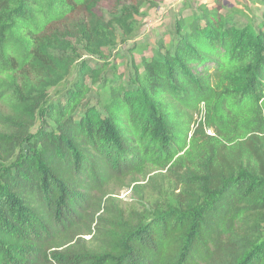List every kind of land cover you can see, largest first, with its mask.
Listing matches in <instances>:
<instances>
[{
  "label": "trees",
  "instance_id": "trees-1",
  "mask_svg": "<svg viewBox=\"0 0 264 264\" xmlns=\"http://www.w3.org/2000/svg\"><path fill=\"white\" fill-rule=\"evenodd\" d=\"M90 1L0 0V264H264V34L202 10L100 113L84 67L53 98L31 81Z\"/></svg>",
  "mask_w": 264,
  "mask_h": 264
},
{
  "label": "rangeland",
  "instance_id": "rangeland-1",
  "mask_svg": "<svg viewBox=\"0 0 264 264\" xmlns=\"http://www.w3.org/2000/svg\"><path fill=\"white\" fill-rule=\"evenodd\" d=\"M202 10L218 12L227 25L248 27L264 34V1L91 0L48 28L43 41L44 54L31 81L53 98L60 96L84 67L90 89L86 101L101 113L110 87L121 81L127 88H134L135 71L143 74L141 60H158L165 52L173 51L179 23L183 34L191 22L200 21ZM4 110L0 105V111ZM170 195L166 190L153 198L145 211L147 219L157 214L153 211L156 202L174 205ZM117 198L121 205L133 200L128 190L120 192Z\"/></svg>",
  "mask_w": 264,
  "mask_h": 264
},
{
  "label": "built area",
  "instance_id": "built-area-1",
  "mask_svg": "<svg viewBox=\"0 0 264 264\" xmlns=\"http://www.w3.org/2000/svg\"><path fill=\"white\" fill-rule=\"evenodd\" d=\"M201 119V117L198 119V121ZM206 133L208 134V135H213V132H212V130L211 129H206Z\"/></svg>",
  "mask_w": 264,
  "mask_h": 264
}]
</instances>
